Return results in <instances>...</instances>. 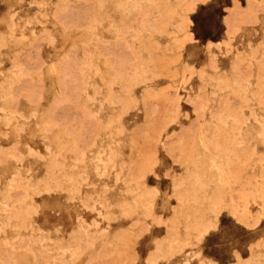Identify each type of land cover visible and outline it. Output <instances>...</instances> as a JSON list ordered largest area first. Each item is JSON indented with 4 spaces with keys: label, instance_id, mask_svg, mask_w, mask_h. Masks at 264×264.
I'll return each mask as SVG.
<instances>
[{
    "label": "rangeland",
    "instance_id": "1",
    "mask_svg": "<svg viewBox=\"0 0 264 264\" xmlns=\"http://www.w3.org/2000/svg\"><path fill=\"white\" fill-rule=\"evenodd\" d=\"M260 21L264 0H0V264H264Z\"/></svg>",
    "mask_w": 264,
    "mask_h": 264
},
{
    "label": "snow or ice",
    "instance_id": "2",
    "mask_svg": "<svg viewBox=\"0 0 264 264\" xmlns=\"http://www.w3.org/2000/svg\"><path fill=\"white\" fill-rule=\"evenodd\" d=\"M191 10V9H190ZM192 19H195V17H192ZM187 23H191V20H188ZM260 23L264 24V21H260ZM192 31H195V29H192ZM193 46H196L195 39H193ZM209 48L214 47L213 45L209 44ZM55 67V65H53ZM162 154L164 157H167L169 155L168 151L166 149L162 150ZM29 155H32V153H29ZM157 165H159V169L162 170L164 167H166L169 163L168 159H163V160H157L155 162ZM152 175L154 176L155 173L153 172ZM152 194L156 195H161L159 193H156L155 189H150L149 190ZM112 194L115 200V207H120V201L122 200V197L119 195L118 191L116 189L112 190ZM48 197V205L46 206L47 211H49L54 217L59 216L67 211L63 198L59 195V190L58 189H52L47 193ZM165 203H167V199L164 198ZM162 221H159L156 217L150 216L146 221H144V227L141 229L142 233H148L151 226H153L156 223H160ZM145 242H151L150 247L155 248L157 245V242L151 241V236L145 235Z\"/></svg>",
    "mask_w": 264,
    "mask_h": 264
}]
</instances>
